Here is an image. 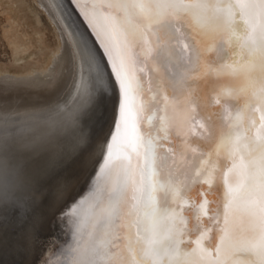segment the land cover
<instances>
[{
  "label": "snow or ice",
  "instance_id": "1",
  "mask_svg": "<svg viewBox=\"0 0 264 264\" xmlns=\"http://www.w3.org/2000/svg\"><path fill=\"white\" fill-rule=\"evenodd\" d=\"M81 6L103 51L92 46L98 94L70 119L71 150L98 163L108 149V158L84 196L58 186L48 219L35 210L43 203L35 153L5 130L0 252H38V264H264V0ZM65 55L71 65L70 47ZM170 64L180 72L179 99L169 98ZM66 87L67 77L35 105L59 112ZM108 98L123 135L115 115L104 131ZM14 107L10 86L0 84L5 124ZM218 188L222 198L210 199Z\"/></svg>",
  "mask_w": 264,
  "mask_h": 264
},
{
  "label": "bare ground",
  "instance_id": "2",
  "mask_svg": "<svg viewBox=\"0 0 264 264\" xmlns=\"http://www.w3.org/2000/svg\"><path fill=\"white\" fill-rule=\"evenodd\" d=\"M36 1L47 11L49 19H52L59 29V47L48 58V54L45 55L47 62L50 61L47 67H44V62H40L39 66L30 64L27 68L30 71L27 73L0 69V84L10 86L15 103V107L8 114L7 124L0 120V136L4 135L6 130L10 137L15 138L22 144L31 146V150L35 153L33 167L40 173L39 185L41 199L43 200V203L35 210L50 219L51 212L48 205L53 200L58 186H67L73 197L84 196L88 193V184H94L96 182L95 178L99 177V169L103 167V160L108 158V149L105 150L103 159L98 163L95 156L86 159L87 154L73 153L69 128L71 117L77 111L88 106L91 102L90 97L98 94L91 88V76L96 71L95 57L91 49L93 45H99L96 51H103V42L95 30L92 29L90 22L85 16L81 0H71V3L68 0ZM16 19L13 17V25H11L13 30L15 27H21L22 25V22L20 23ZM17 29L19 30V28ZM20 33H16V35L22 34L24 42L21 45L17 42V44H12L16 45L19 51H28L31 49L29 47L31 43L29 46L26 43L30 41L31 35L27 32L24 33V31ZM37 35L40 40H43L44 34L41 31ZM185 43H188V41H185ZM66 47H70L71 50V65H69L68 58L65 55ZM32 55L33 53L20 64H24L27 60L31 61ZM105 56L108 59L107 67L112 69L115 76L116 68L114 62L111 57H107V53H105ZM13 65L17 66L16 64ZM22 68H25V65ZM148 74L149 77L152 76L151 70H148ZM169 76L173 80V88L169 89L168 92L169 98L179 99L183 91L180 84L176 82L179 80L180 72L172 64L169 65ZM65 77H67V87L62 98L57 101L59 112L50 111L47 107L35 105V101L42 98L41 93L44 89L53 87ZM123 103L124 96L121 91V106ZM239 103L237 102L235 106L230 103L229 107L235 110ZM218 109L219 106L214 105L211 111L216 112ZM114 115L116 130H119L121 135H123V125L121 124L120 116L114 112V100L113 98H108L105 101L104 131L108 130ZM199 119L201 122L206 123L203 116L199 117ZM156 123L157 121H153L154 125ZM141 131H143V127ZM113 135H116L115 130ZM113 143L112 140L108 141L109 148L114 151ZM115 143L117 146L119 145V141ZM198 147L204 151L208 150L202 144L198 145ZM217 191L221 195L212 196L210 199L219 201L222 198V188H218ZM195 193L196 189L194 188L191 195L198 199ZM38 257V252L22 256L13 252L10 247H6L0 252V264H38Z\"/></svg>",
  "mask_w": 264,
  "mask_h": 264
},
{
  "label": "rangeland",
  "instance_id": "3",
  "mask_svg": "<svg viewBox=\"0 0 264 264\" xmlns=\"http://www.w3.org/2000/svg\"><path fill=\"white\" fill-rule=\"evenodd\" d=\"M12 2L14 3L12 4ZM13 17L14 19L18 17L16 20L22 22L21 27L17 26L19 30L16 27L13 30L11 27ZM49 18L47 11L36 0H0V69L27 73L30 71L27 69L30 64L39 66L40 62H44V67L48 66L50 61L47 62V58L52 52L57 51L60 39L59 29ZM23 31L31 35L30 41L26 43L28 46L31 43L29 46L31 49L25 52L19 51L14 45L16 42L20 45L24 42V36L21 34ZM39 31L44 34L43 40H40L37 35ZM19 32L21 35L17 36L16 33ZM31 53H33L32 60L20 64L23 60L28 59ZM24 65L25 68H22Z\"/></svg>",
  "mask_w": 264,
  "mask_h": 264
}]
</instances>
